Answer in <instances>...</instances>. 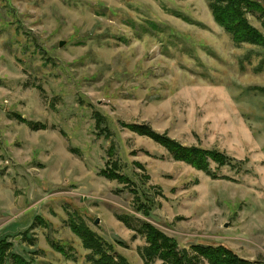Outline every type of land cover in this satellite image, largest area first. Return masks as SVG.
<instances>
[{"label":"rangeland","instance_id":"374dc122","mask_svg":"<svg viewBox=\"0 0 264 264\" xmlns=\"http://www.w3.org/2000/svg\"><path fill=\"white\" fill-rule=\"evenodd\" d=\"M207 4L0 0V242L12 254L92 264L73 220L127 264H144L143 223L179 248L264 264V48L235 44ZM129 124L231 163L196 171ZM143 193L149 216L135 209Z\"/></svg>","mask_w":264,"mask_h":264},{"label":"trees","instance_id":"16d2710c","mask_svg":"<svg viewBox=\"0 0 264 264\" xmlns=\"http://www.w3.org/2000/svg\"><path fill=\"white\" fill-rule=\"evenodd\" d=\"M208 9L216 25L228 33L235 44H249L264 48V34L250 25L247 15L254 13L262 19L264 28V9L254 0H207ZM264 94V88L260 89ZM17 117V116H16ZM19 121L24 120L17 117ZM100 119V118H99ZM36 129L32 123L29 124ZM130 132L140 137L148 138L161 148L175 161L183 163L192 169L209 174L210 163L219 167L228 166L231 162L225 154L217 150H205L197 146H184L169 138L166 134H159L145 124H129L123 126ZM104 173V172H103ZM108 179H116L119 183L124 176L115 172L105 173ZM126 181L127 178L124 177ZM135 195V209L149 216L156 208L155 202L148 193ZM129 225L126 218H120ZM71 232L80 240L82 248L89 252L88 261L92 264H127L126 260L112 251V247L105 243L100 237L93 233L83 223L70 221ZM138 232L144 237L145 245L137 250L144 264H261L238 257L232 251L223 246H193L186 250L179 248L176 241L159 231L154 226L143 223ZM54 250L66 255L63 248L53 246ZM11 244L3 240L0 242V264H33L21 256L10 252ZM8 252V253H7Z\"/></svg>","mask_w":264,"mask_h":264},{"label":"water","instance_id":"95a60500","mask_svg":"<svg viewBox=\"0 0 264 264\" xmlns=\"http://www.w3.org/2000/svg\"><path fill=\"white\" fill-rule=\"evenodd\" d=\"M62 45H63V43H60V44H59V46H62ZM95 223H97V221H96Z\"/></svg>","mask_w":264,"mask_h":264}]
</instances>
